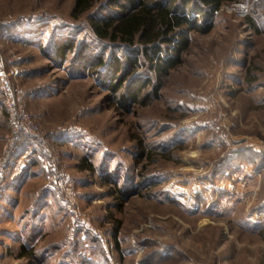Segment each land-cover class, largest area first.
<instances>
[{
  "label": "rangeland",
  "instance_id": "374dc122",
  "mask_svg": "<svg viewBox=\"0 0 264 264\" xmlns=\"http://www.w3.org/2000/svg\"><path fill=\"white\" fill-rule=\"evenodd\" d=\"M75 1L0 0L48 145L13 139L0 90V264H264V0H146L195 27L132 45L92 28L128 0Z\"/></svg>",
  "mask_w": 264,
  "mask_h": 264
},
{
  "label": "trees",
  "instance_id": "16d2710c",
  "mask_svg": "<svg viewBox=\"0 0 264 264\" xmlns=\"http://www.w3.org/2000/svg\"><path fill=\"white\" fill-rule=\"evenodd\" d=\"M131 6V12L125 14L120 12L118 19L107 18L100 21H94L93 30L100 38L111 37L112 39L120 38L129 45L134 43L135 38L143 41H154L162 38L166 41H172L173 32L184 25L194 28V23L179 10L173 6L156 2L151 4L146 0H128ZM204 5L211 10L219 8L220 4L225 0H201ZM90 7L88 0H76L74 10L82 13ZM183 8H181V11ZM198 10V9H197ZM115 20V21H114ZM252 24V20H250ZM253 28L256 27L252 24ZM180 45L185 46L186 41L180 40ZM182 49L178 47L177 50ZM156 50V49H155ZM63 46L57 49L59 55H62ZM169 58H163V63L158 64L164 69L163 64L169 65ZM101 64V61H99ZM119 81V80H118ZM121 81H119L120 84ZM115 84L114 87L115 88ZM34 141L32 139H24L22 142ZM39 151V150H38ZM20 256H33L32 251H27L24 246L21 247Z\"/></svg>",
  "mask_w": 264,
  "mask_h": 264
},
{
  "label": "built area",
  "instance_id": "2783aa9c",
  "mask_svg": "<svg viewBox=\"0 0 264 264\" xmlns=\"http://www.w3.org/2000/svg\"><path fill=\"white\" fill-rule=\"evenodd\" d=\"M230 7V10L244 14L248 8V0L230 4ZM16 72V69L6 72L4 68L0 67V90L12 137L17 142L32 139L35 141L38 150L45 153L48 150V145L37 122L25 108L23 89L10 80V76H15Z\"/></svg>",
  "mask_w": 264,
  "mask_h": 264
}]
</instances>
